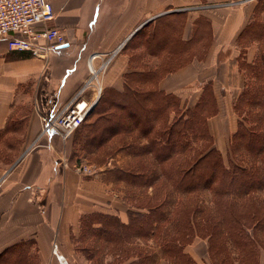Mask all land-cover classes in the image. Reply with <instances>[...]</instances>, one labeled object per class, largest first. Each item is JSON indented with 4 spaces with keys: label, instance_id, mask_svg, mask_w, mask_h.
<instances>
[{
    "label": "crops",
    "instance_id": "0c3cea01",
    "mask_svg": "<svg viewBox=\"0 0 264 264\" xmlns=\"http://www.w3.org/2000/svg\"><path fill=\"white\" fill-rule=\"evenodd\" d=\"M50 1L54 18L36 28H59L63 46L39 57L12 50L0 39V254L28 243L38 264H89L77 250L82 217L101 213L128 222L133 207L121 193L125 183L106 178L113 165L79 172L73 135L66 140L57 132L42 135V116L75 96L90 77L94 55L95 67L112 56L102 81L105 88L123 89L127 41L149 18L181 17V39L199 48L188 63L164 76L159 88L193 106L210 87L217 111L208 118L209 132L228 157L238 126L232 94L245 86L240 63L254 64L264 56V0L240 6L215 5L222 0ZM189 246L186 251L201 264L205 250L189 252Z\"/></svg>",
    "mask_w": 264,
    "mask_h": 264
},
{
    "label": "trees",
    "instance_id": "16d2710c",
    "mask_svg": "<svg viewBox=\"0 0 264 264\" xmlns=\"http://www.w3.org/2000/svg\"><path fill=\"white\" fill-rule=\"evenodd\" d=\"M175 18L152 19L127 44L149 25L141 38L149 54L186 51L192 42L178 35L184 21ZM243 66L248 82L233 103L238 126L228 164L208 128V118L217 111L209 87L195 105L182 104L178 95L159 88L176 69L143 65L124 75L123 89L103 90L86 117L98 115L82 144L100 148L121 137L126 159L106 178L126 184L124 197L133 208L128 222L101 213L82 217L77 250L89 264H198L186 251L197 238L208 239L212 264H259L258 251H264V56ZM142 137L146 143H139ZM205 192L209 203H204ZM0 264H38V255L25 243L1 253Z\"/></svg>",
    "mask_w": 264,
    "mask_h": 264
},
{
    "label": "built area",
    "instance_id": "2783aa9c",
    "mask_svg": "<svg viewBox=\"0 0 264 264\" xmlns=\"http://www.w3.org/2000/svg\"><path fill=\"white\" fill-rule=\"evenodd\" d=\"M249 1L254 0H225L215 5L240 6ZM54 16L50 0H0V39H6L8 47L12 50L29 51L35 56L46 57L65 44L59 28H36L38 24L50 21ZM96 57L94 55L88 61L90 77L75 96L51 116H42V135L48 136L51 132H57L66 140L84 123L102 92L99 77L96 78L93 68L99 75L105 70L112 56L99 67L92 63ZM75 168L81 173L92 171L90 166L84 164H76Z\"/></svg>",
    "mask_w": 264,
    "mask_h": 264
},
{
    "label": "rangeland",
    "instance_id": "374dc122",
    "mask_svg": "<svg viewBox=\"0 0 264 264\" xmlns=\"http://www.w3.org/2000/svg\"><path fill=\"white\" fill-rule=\"evenodd\" d=\"M222 1H225V0H222ZM178 18H181V17H178ZM175 19L176 18H174V20ZM149 22H147L143 26L149 24ZM148 27H149V25H148ZM148 27L146 26V28H145L146 32L142 33L141 35H140V33H141L140 32L138 35H136L129 42V44L126 43L125 46L123 47V51H126L130 56L132 54H136V56L133 57L132 61H130V56H129V62H128L129 67H128V71L127 72H130L134 67L137 68V70H139V68L143 67V65L146 66V68H152V69H158L159 67H161L163 69V71L166 68H173V69L177 70L180 67H182L183 65H185L186 63H188V61L192 57L191 53L197 51L196 49L199 48L197 46V44H192L191 47H187L186 51L180 52V53H177V54H172V53H169L168 50H165V51H160L158 55H151V54H149L150 52L148 51V47L144 46L143 45L144 42L141 40L142 36H145L144 35L145 33L148 35L149 31H147V29H149V30L151 29V27L150 28H148ZM177 29L179 30V28H177ZM177 32H178V35H180V32L179 31H177ZM165 33L163 31V36L164 37L167 36ZM208 38H209V36H207V42H208ZM163 41H165V39H163ZM175 48L179 49L178 46H176ZM97 67H98V65H97ZM240 68L244 70L243 71L244 82H248V72L244 68L243 62L240 63ZM176 70H174V71H176ZM163 71H160V74H163ZM102 73L103 72H100L99 75H98L99 81H100L99 84L102 86L101 95L103 93V90H105V86H104L103 81H102V78H103L102 77ZM126 73H124V75ZM124 75L121 76V84L122 83L124 84ZM106 88H113V87H106ZM240 93L234 92L232 94L233 95V99L236 100ZM235 113L237 114L236 111H235ZM237 117H238V114H237ZM88 118H87V120H85L84 124H82V126L80 128H78L72 134L73 135V141H74L73 142L72 155H73L74 159L77 160L76 164L88 165L93 170L97 169L99 167H104V166L109 168L110 165H113V167L110 168V169H114L115 166L123 165L124 162H121V159H123V161H124V159H126V158H124V152L121 151V148H120V144H119V142H121V140H120L121 137L120 136H116V137H113V138L109 139L100 148L92 147L91 145L90 146L89 145L85 146V145L82 144V138H83L82 136H83V134L86 133V130L88 129L89 122H91V120H95L96 118H98V115L97 114H93V115H90ZM77 139H79L78 142H77ZM80 139H81V142H80ZM129 139L133 140V136H131ZM197 145H200V143L198 142ZM228 157H224L226 164H228L227 163L228 162ZM234 157L238 160V158L236 156H234ZM117 160L118 161L120 160V162H118ZM124 186L125 187L121 188V190H122L121 193L124 194V196H125L126 192H128L127 191L128 189L126 187V184H124ZM149 191H150V189H149ZM150 192H152V189H151ZM210 197H211L210 193L209 192H205L203 194L204 203H209L208 201H210ZM206 200H208V201H206ZM203 239L204 238H197L194 241L195 242L194 245H192L193 243L188 244L187 246H189V245L190 246L187 248V250L189 252H191L192 250H198L200 248L204 249L205 250V252H204L205 255H204V259H203L201 264H212L210 256H209L208 239H204V240ZM230 247H231V250H233V254L236 255L237 250H234L231 245H230ZM207 249H208V251H207ZM258 254H259V257H260L259 264H264V261H263V259H264V251L262 249H259ZM199 261H197L198 264H200Z\"/></svg>",
    "mask_w": 264,
    "mask_h": 264
},
{
    "label": "water",
    "instance_id": "95a60500",
    "mask_svg": "<svg viewBox=\"0 0 264 264\" xmlns=\"http://www.w3.org/2000/svg\"><path fill=\"white\" fill-rule=\"evenodd\" d=\"M154 17H152V18H149L148 20H146L145 22H143L141 25H140V27H142L144 24H146L147 22H149L150 20H152ZM139 27V28H140Z\"/></svg>",
    "mask_w": 264,
    "mask_h": 264
},
{
    "label": "bare ground",
    "instance_id": "6f19581e",
    "mask_svg": "<svg viewBox=\"0 0 264 264\" xmlns=\"http://www.w3.org/2000/svg\"><path fill=\"white\" fill-rule=\"evenodd\" d=\"M93 72H94V75L96 76V78H97V71L95 70V68H93Z\"/></svg>",
    "mask_w": 264,
    "mask_h": 264
}]
</instances>
